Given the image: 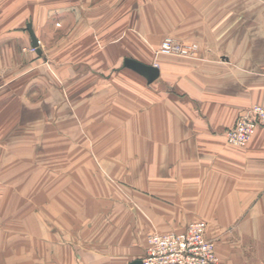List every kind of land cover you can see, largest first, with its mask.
<instances>
[{"label":"crops","instance_id":"obj_1","mask_svg":"<svg viewBox=\"0 0 264 264\" xmlns=\"http://www.w3.org/2000/svg\"><path fill=\"white\" fill-rule=\"evenodd\" d=\"M11 6L14 13L8 19ZM151 9L143 7L139 13L143 36L197 43L201 59L153 58L150 47L159 41H148L149 47L127 36L122 45L128 56L147 65L156 62L158 78L148 83L122 67L106 84L97 77L83 79L77 101L80 120L92 117L86 125L99 132L92 133L94 140L109 134V142L116 141L126 156L141 150V211L151 225H137L141 235L137 228L129 238H136L140 252L150 227L181 232L190 222L203 220L221 263L264 264V126L242 147L229 145L223 136L249 106L264 107V0H164L158 2L156 19ZM27 15L31 18L26 21ZM117 17V0H0V53L8 52L7 47L17 51L18 46L6 44L7 38L13 44L15 39L30 40L21 24L31 23L45 53L109 54L95 60L93 68L99 70L126 49L117 46ZM87 20L93 32L86 30ZM107 143L96 149L102 165L121 157ZM81 159L78 164L92 172L89 159ZM61 211L58 225H34L46 232L30 239L31 248L38 249L42 264H75L78 248V264H88L86 255L95 251L82 245L85 238H70L79 229L86 237L78 225L84 219L71 208ZM92 213L88 221L98 223ZM54 227L63 231L67 244H53L54 235L47 232ZM116 229L111 225L105 236L99 235L112 239ZM96 230L86 239L95 240ZM125 246L120 241L107 252L117 260L125 255L130 262L141 260L131 258L136 249L130 243ZM0 264L34 263L30 254L14 252L0 256Z\"/></svg>","mask_w":264,"mask_h":264},{"label":"rangeland","instance_id":"obj_2","mask_svg":"<svg viewBox=\"0 0 264 264\" xmlns=\"http://www.w3.org/2000/svg\"><path fill=\"white\" fill-rule=\"evenodd\" d=\"M160 1L164 2V0H117L119 41L117 46L122 45L127 36H133L149 47L151 43L159 41L157 47H150L153 58L163 55L201 59L197 43L171 36L160 39L152 36L147 39L143 36L139 13L143 7L152 8L150 15L156 19V9ZM13 13L12 6L7 7L8 19ZM30 18L27 15L26 21ZM87 22L88 20L85 22L86 30L93 32V26ZM23 28L26 30V25L24 27L21 24V29L25 32ZM9 32L7 31V34ZM166 38H171L185 48L191 49L195 46L194 57L160 53L161 45ZM148 41L151 45H148ZM13 42L14 39L7 38L6 44L18 46L16 52H12L14 48L7 47L8 52L0 53V256L14 252L30 254L34 264L44 263L38 249L33 245L31 248L30 239L39 238V235L46 231L34 225H58L64 206L75 210L84 219L78 225H81L83 233L86 232V237L81 235L80 229L69 232L70 238L74 235L81 237L79 241L85 238L86 241L82 245L95 251V255H86L88 264H130L131 259L128 255L124 256L126 259L117 260L107 252L109 247L120 244V241L126 246L130 243L136 249L131 258H141L142 262L148 238L154 233L171 232L161 233L150 227L149 233L144 237L145 245L140 247V252L134 243L136 238H129L133 230L135 234L139 230L141 235L142 230L136 227L137 225H151L141 211L143 207L141 150H132L130 155L126 156L125 150H118L120 145L118 146L116 141L109 142L106 137L109 134L97 135V141L94 140L92 133H99L97 128L89 129L86 125L92 117L87 116L81 121L77 104L79 87L84 83L83 79L97 77L106 84L105 82L122 69V61L131 58L128 56V47L124 43L121 46L126 48L124 53L113 54L112 65L95 70L93 68L95 60L102 57L104 60L109 54L45 53L39 44L41 50L39 55L32 48L28 38H23L19 42L15 39V44ZM152 66L156 67V62ZM98 127V130H101L102 127ZM106 142L112 151H119L121 157L114 156L109 164L103 162L102 165L96 149L101 144L106 146L104 144ZM83 157H87L92 163L94 168L92 172L87 171V166L78 164ZM88 172L90 173L86 175ZM53 208L56 212L59 209V212L52 213ZM93 211L98 221L95 224L88 221L93 220ZM88 217L91 219H87ZM95 225L97 230L94 229ZM111 225L114 226V231L117 228L118 234L115 232L116 236L112 239L103 240L102 236L108 233ZM93 230L97 232L95 240L86 239L92 237ZM47 233L50 235L53 233L55 246L67 244L62 241L63 231L57 227ZM100 233L103 235H99ZM96 237H101L102 240ZM205 238L212 245L218 263L223 264L215 253L213 241L207 238L206 231ZM72 243L78 245L77 242ZM30 249H34L32 254ZM74 251L73 258L76 260L75 264H78V248Z\"/></svg>","mask_w":264,"mask_h":264},{"label":"built area","instance_id":"obj_3","mask_svg":"<svg viewBox=\"0 0 264 264\" xmlns=\"http://www.w3.org/2000/svg\"><path fill=\"white\" fill-rule=\"evenodd\" d=\"M194 50L195 46L185 48L171 38H166L159 52L193 58ZM260 126H264V107L252 105L239 115L232 127L223 131V135L229 145L242 147ZM205 231L206 224L203 221H194L182 232L152 234L148 238L142 264H219L212 245L205 238Z\"/></svg>","mask_w":264,"mask_h":264},{"label":"water","instance_id":"obj_4","mask_svg":"<svg viewBox=\"0 0 264 264\" xmlns=\"http://www.w3.org/2000/svg\"><path fill=\"white\" fill-rule=\"evenodd\" d=\"M26 30L29 33L32 48H34L36 53L40 55L41 50L39 48V42L32 29L31 23L26 24ZM123 67L128 68L138 75L142 76L148 83H152L153 81H155L159 75L158 69L155 66L141 63L133 58H125L123 60ZM130 264H142V262L137 260L131 262Z\"/></svg>","mask_w":264,"mask_h":264}]
</instances>
